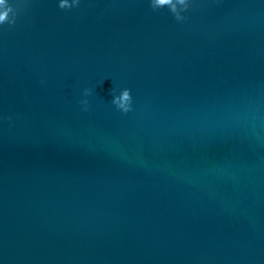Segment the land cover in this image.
I'll return each mask as SVG.
<instances>
[{"label":"water","instance_id":"obj_1","mask_svg":"<svg viewBox=\"0 0 264 264\" xmlns=\"http://www.w3.org/2000/svg\"><path fill=\"white\" fill-rule=\"evenodd\" d=\"M8 3L0 264H264V0Z\"/></svg>","mask_w":264,"mask_h":264},{"label":"clouds","instance_id":"obj_2","mask_svg":"<svg viewBox=\"0 0 264 264\" xmlns=\"http://www.w3.org/2000/svg\"><path fill=\"white\" fill-rule=\"evenodd\" d=\"M150 7L153 10L161 9L167 7L169 12L172 14L173 18L182 22L186 19L182 15L183 12H186L190 8L191 0H149ZM79 0H58V7L60 9H70L73 7H78ZM11 14V15H10ZM17 10L13 8L12 5L8 3V0H0V25L7 24L9 27L13 26L16 23ZM112 100L111 103L115 108L122 113H127L131 111L132 108V97L130 94V89L124 88L120 90L119 94L116 95L115 89L111 90ZM91 92L89 89L84 90V95H90ZM81 104L85 106V111L87 110L88 100H81Z\"/></svg>","mask_w":264,"mask_h":264}]
</instances>
